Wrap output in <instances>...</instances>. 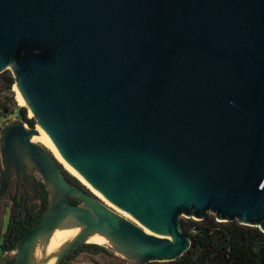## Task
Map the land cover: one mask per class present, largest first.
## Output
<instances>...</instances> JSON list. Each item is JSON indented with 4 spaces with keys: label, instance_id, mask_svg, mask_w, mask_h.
<instances>
[{
    "label": "water",
    "instance_id": "95a60500",
    "mask_svg": "<svg viewBox=\"0 0 264 264\" xmlns=\"http://www.w3.org/2000/svg\"><path fill=\"white\" fill-rule=\"evenodd\" d=\"M8 67L59 154L138 222L11 121L1 188L30 161L50 191L13 264L61 226L80 231L54 264L94 232L132 264L175 260L192 244L182 213L264 232V0H0Z\"/></svg>",
    "mask_w": 264,
    "mask_h": 264
},
{
    "label": "trees",
    "instance_id": "16d2710c",
    "mask_svg": "<svg viewBox=\"0 0 264 264\" xmlns=\"http://www.w3.org/2000/svg\"><path fill=\"white\" fill-rule=\"evenodd\" d=\"M14 75L9 71L0 73V93L11 90L15 82ZM7 95H1L4 102H0V109H8ZM20 117L30 126H35L36 119L27 116L28 108L23 105L19 108ZM59 164V162H58ZM64 170L68 179L76 186L83 187L72 174ZM90 192V190H88ZM49 189L46 185L40 183V196L42 202L38 205L22 207L14 212L8 223V228L3 238V249L11 250L19 242L31 227L38 221L43 214L49 202ZM91 193V192H90ZM73 203L77 201L71 199ZM38 207V208H36ZM184 231L192 237V244L189 249L179 258L172 261H165L168 264H264V232L259 226H250L244 223L234 221H218L215 214L208 213L204 219H182ZM83 251L89 253L104 252L108 253L103 245L96 243L83 242L73 250V254L66 256L60 264L68 263L70 256ZM14 258L9 259L5 264H13ZM147 264H163L159 261Z\"/></svg>",
    "mask_w": 264,
    "mask_h": 264
},
{
    "label": "rangeland",
    "instance_id": "374dc122",
    "mask_svg": "<svg viewBox=\"0 0 264 264\" xmlns=\"http://www.w3.org/2000/svg\"><path fill=\"white\" fill-rule=\"evenodd\" d=\"M6 72H11L13 75V71L10 67L4 70ZM1 95H7L9 97L8 99V109L7 110H1L0 109V135H1V128L11 121L22 119L19 115V108L20 106H23L19 103L17 100V91L15 90V82L12 85V88L8 92H1L0 93V99ZM0 102H4L0 100ZM27 106L26 104H24ZM27 112V116L29 118L34 117L32 111L29 110ZM28 125V123L26 122ZM30 126V125H28ZM35 126L41 127L37 122ZM35 142H38L40 145L43 146V148L48 151L59 164L70 174L74 176L82 185H84L88 190H90L91 194H94L95 192L90 189L88 185H86L82 180H80L77 176H75L71 171H69L60 161L57 156L40 140H36ZM1 143V138H0ZM3 157L0 149V185H1V179L2 174L5 171V165L3 163ZM27 172L28 175H24V173L21 172L20 177L18 176L17 172H13L12 175L8 178V184L6 186L5 190H2L0 187V259L1 257L8 256L9 259L14 258L17 254V250H5L3 249V238L5 236V232L8 228V223L11 220V214L14 212H17L19 208H22V204H26V206L31 205H38L40 207L42 198L40 196V183L43 182L42 175L38 171V169L30 162H27ZM16 179L19 181L20 186L18 189H15V183L17 182ZM97 196L96 194H94ZM14 196V198H13ZM101 201H103L107 206L112 208L114 211L120 213V215L125 216V212L121 211V209L114 204L107 203L103 199H101L99 196H97ZM13 198V199H12ZM108 201V200H107ZM36 207V208H38ZM129 217L125 216L126 218H129L133 221H135L137 224L138 222L134 217H132L130 214H127ZM181 218L183 219H197L195 217H188L184 213L181 214ZM76 236V235H75ZM74 236V237H75ZM73 237V238H74ZM72 237L69 240H66L58 249L57 251L48 250V237L40 238L36 241L31 255V264H54L55 260L57 259V255L62 251L64 246L73 239ZM84 242L88 243H95V242H89L88 239H85ZM99 245H103L108 251V253L104 252H97V253H89L88 251H83L78 254H74L73 256H70V259L68 263L70 264H132L130 260L125 258L119 251L116 250L114 245H112L110 242L108 243H96ZM64 245V246H63ZM60 249V250H59ZM59 250V251H58ZM70 254H73L71 252ZM69 254V255H70ZM68 255V256H69ZM8 259V260H9ZM159 261L163 264H168L167 262Z\"/></svg>",
    "mask_w": 264,
    "mask_h": 264
},
{
    "label": "bare ground",
    "instance_id": "6f19581e",
    "mask_svg": "<svg viewBox=\"0 0 264 264\" xmlns=\"http://www.w3.org/2000/svg\"><path fill=\"white\" fill-rule=\"evenodd\" d=\"M15 90L17 91V100L19 101L20 104L24 105L26 104L23 99L21 98V94L20 92L17 90L16 88V84H15ZM39 133L34 135L32 137L33 141L36 140H40L42 141L54 154L55 156H57V158H59V161L69 170L71 171L75 176H77L80 180H82L86 185H88L90 187V189H92L95 194L97 196H99L101 199H103L105 202L107 203H111L109 201H107V199L105 198V196L103 194H101V192L97 191L96 189H94V187H92L90 185V183L84 178V176L82 174H80L79 172H77L76 170H74L73 167H71L66 160L59 154L58 150L52 145V143L49 141V139L46 137L44 131L41 129V127L37 128ZM112 204V203H111ZM125 216L129 217L127 214H125ZM80 231V227H65V226H61L59 228H56L51 235L49 236V239H47V246H48V250H52V251H57V249L66 241L69 240L71 237L73 238L75 235L78 234V232ZM87 239L89 242H95V243H109L110 240L104 236V234L98 233V232H94L92 234H90L89 236H87ZM64 246V245H63ZM61 248V247H60ZM60 250V249H59ZM58 250V251H59Z\"/></svg>",
    "mask_w": 264,
    "mask_h": 264
},
{
    "label": "flooded vegetation",
    "instance_id": "af4514ba",
    "mask_svg": "<svg viewBox=\"0 0 264 264\" xmlns=\"http://www.w3.org/2000/svg\"><path fill=\"white\" fill-rule=\"evenodd\" d=\"M16 181H17V182L15 183V189H18L19 186H20V183H19V181H18L17 179H16ZM39 185H40V184H39ZM0 187H1V185H0ZM2 190H4V189L2 188ZM13 198H14V196H13ZM13 198H12V199H13ZM22 207H27V206H26V204H24V205L22 204ZM11 217L13 218L14 215L11 214Z\"/></svg>",
    "mask_w": 264,
    "mask_h": 264
}]
</instances>
